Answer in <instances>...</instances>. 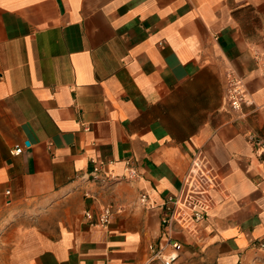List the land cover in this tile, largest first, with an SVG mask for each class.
<instances>
[{"label":"crops","instance_id":"0c3cea01","mask_svg":"<svg viewBox=\"0 0 264 264\" xmlns=\"http://www.w3.org/2000/svg\"><path fill=\"white\" fill-rule=\"evenodd\" d=\"M263 70L264 0H0V264H161L197 161L219 186L175 264H264Z\"/></svg>","mask_w":264,"mask_h":264},{"label":"built area","instance_id":"2783aa9c","mask_svg":"<svg viewBox=\"0 0 264 264\" xmlns=\"http://www.w3.org/2000/svg\"><path fill=\"white\" fill-rule=\"evenodd\" d=\"M264 77V70H263ZM228 100L230 106L235 110H241L244 105L249 103L246 98L245 91L242 86V81L235 76L232 71L228 74ZM22 152V147H16L12 153L19 154ZM104 162H95L93 169L94 175H98L104 168ZM127 175L128 178H135L138 174L136 169L128 161ZM109 174L105 173V177ZM119 176H112L117 180ZM109 178V177H108ZM219 186V180L211 168L204 165L203 162L197 161L184 179L182 189L176 196L169 197L164 202L166 213L162 217V225L166 234V238L162 243L150 245L151 259L149 262L159 260L161 264H175L179 252L182 249L181 242L172 240L169 232L171 228L178 225L184 229L195 228L204 216L210 212L214 204L213 191ZM148 196L142 194L140 197L141 203L147 204ZM113 210L111 206L103 208L100 212L98 220H93V214L90 211L85 212V218L93 226H108L111 222ZM171 247L170 252H166V248Z\"/></svg>","mask_w":264,"mask_h":264}]
</instances>
